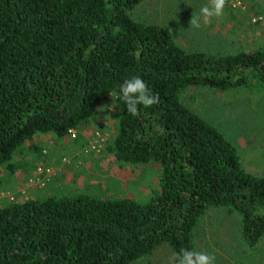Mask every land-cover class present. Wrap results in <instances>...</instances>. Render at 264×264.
Segmentation results:
<instances>
[{
    "label": "trees",
    "instance_id": "16d2710c",
    "mask_svg": "<svg viewBox=\"0 0 264 264\" xmlns=\"http://www.w3.org/2000/svg\"><path fill=\"white\" fill-rule=\"evenodd\" d=\"M144 1L0 0V190L24 167L17 155L27 143L89 123L111 93L116 132L107 151L123 165L158 167L145 199L6 197L0 264H133L161 246L198 250L195 231L215 209L238 216L249 248L263 239L264 175L247 169L183 94L264 87V44L225 55L187 51L169 29L132 17ZM247 1L264 16V0ZM133 76L159 95L137 116L120 99Z\"/></svg>",
    "mask_w": 264,
    "mask_h": 264
},
{
    "label": "rangeland",
    "instance_id": "374dc122",
    "mask_svg": "<svg viewBox=\"0 0 264 264\" xmlns=\"http://www.w3.org/2000/svg\"><path fill=\"white\" fill-rule=\"evenodd\" d=\"M247 10L238 12L226 5L224 14L201 28L190 27L195 12L208 0H145L132 17L169 29L187 51L225 55L249 51L264 44V28L251 21L257 11L244 0ZM257 3L260 0H256ZM264 15V13H259ZM226 93L208 88H191L183 101L191 110L216 125L239 149L250 171L264 175V87L251 85ZM113 97L100 108L89 123L57 137L41 134L26 144L17 164L24 165L11 177L5 176L0 204L6 197L43 199L51 194H93L103 198L145 199L158 174L157 166L123 165L107 151V142L115 134ZM99 133V136L97 135ZM40 149L37 153L31 146ZM47 170H50L48 173ZM199 251L215 255L216 264H264V237L252 248L242 238L238 216L224 209L207 213L195 231ZM172 250L161 246L151 256L133 264H174Z\"/></svg>",
    "mask_w": 264,
    "mask_h": 264
},
{
    "label": "clouds",
    "instance_id": "9594fccd",
    "mask_svg": "<svg viewBox=\"0 0 264 264\" xmlns=\"http://www.w3.org/2000/svg\"><path fill=\"white\" fill-rule=\"evenodd\" d=\"M228 0H208V3L200 9V14L195 12L190 20V27L201 28L203 22L206 24L213 17H220ZM120 92L126 105V110L132 116L139 115V106L151 107L159 102V95L150 91L148 84L139 76L125 79L120 86ZM114 97V95L111 93ZM115 101V97H114ZM174 264H216V257L208 252L196 249H181L180 253L173 254Z\"/></svg>",
    "mask_w": 264,
    "mask_h": 264
},
{
    "label": "built area",
    "instance_id": "2783aa9c",
    "mask_svg": "<svg viewBox=\"0 0 264 264\" xmlns=\"http://www.w3.org/2000/svg\"><path fill=\"white\" fill-rule=\"evenodd\" d=\"M227 6H229L233 10L241 9L243 11H246V5H245V3H243L242 0H228ZM251 21L253 24L262 25L264 28V16H255L254 15L251 17ZM69 133L72 134L73 137L76 136L75 130H70ZM97 135L99 136V133H97ZM47 171H48V173H50V170H47Z\"/></svg>",
    "mask_w": 264,
    "mask_h": 264
}]
</instances>
